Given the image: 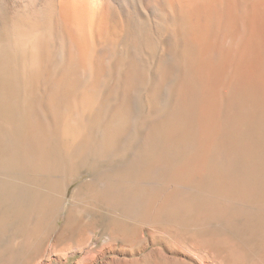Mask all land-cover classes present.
<instances>
[{
  "label": "bare ground",
  "instance_id": "bare-ground-1",
  "mask_svg": "<svg viewBox=\"0 0 264 264\" xmlns=\"http://www.w3.org/2000/svg\"><path fill=\"white\" fill-rule=\"evenodd\" d=\"M244 1L264 23V0H0V194L17 195L18 172L129 156L107 198L149 211L155 183L171 179L161 209L253 228L252 208L264 207V25L254 66L229 71L220 120L200 114L212 53L226 43L215 40ZM35 196L31 211L44 206Z\"/></svg>",
  "mask_w": 264,
  "mask_h": 264
},
{
  "label": "rangeland",
  "instance_id": "rangeland-1",
  "mask_svg": "<svg viewBox=\"0 0 264 264\" xmlns=\"http://www.w3.org/2000/svg\"><path fill=\"white\" fill-rule=\"evenodd\" d=\"M245 2L240 4L236 19L231 20L229 31L220 33L215 40L216 47L222 40L226 43L221 49H217L220 52L212 53L213 59L210 57L209 76L203 90L200 114L203 117L206 115L204 118L210 121L214 118L220 120L216 116L221 118L220 115L225 108L223 99L227 96V88L232 83L230 75L233 76L236 68L238 72L240 66H242L241 70L245 67L251 69L254 66L252 56L255 52L253 49L255 40L252 38L256 37L257 32L254 31L261 28L260 25L264 23L252 19L253 15L255 17L252 8L256 1ZM261 8L264 10V5ZM232 16L233 14L228 17ZM252 21L256 22L255 25L258 23L260 27L251 25ZM244 23L250 24V28ZM240 29H244V32ZM249 35H251L250 41L247 39ZM238 39L241 42L244 40V43L241 45ZM236 40L239 46L236 45L238 44ZM250 42L251 46H249ZM246 47L249 49H245L247 52H244L246 54L244 57L245 54L243 53V56L241 53ZM234 51H238L240 55L235 53L236 58L232 59ZM225 58H228V61L227 59L223 61ZM219 59H222L221 62ZM242 60L246 62L243 63ZM237 61H240V64ZM233 62L234 64H231ZM221 64L225 65V70L224 67L221 69ZM231 68L235 69L230 74L229 71L233 70ZM135 103V110L139 108L137 112L146 110L142 98L136 99ZM74 160L66 171L61 170V173L58 171L57 175L55 173L51 177L33 171L30 173L29 170V172H18V175L13 177L17 189L15 198L7 201L6 195L0 194V207L6 204L2 207L6 212L2 211L5 218L2 219L0 214L2 219L0 220V264H264V207L252 208V210L255 208L252 213H255L256 221H260L255 222L253 228L249 229L242 226L240 218L231 224L222 221L196 220L192 216L188 218L183 212L177 214L167 208H160L177 185L171 179H166L168 184L165 181V183L159 181L160 183L157 182L156 185L148 182L149 186L153 184L157 189L154 196H150L152 193L150 190L146 191V195L151 197L147 199H150L154 207L149 211L145 207L138 209L134 205L133 207L131 204L129 206L128 203L119 202L116 198L113 200L107 198L116 193L114 191L116 184L123 183L122 178L120 181L119 176L114 172L127 166L125 164L128 163L129 156L110 160L92 157L87 162ZM29 173H33L30 178ZM23 174L27 177L23 178ZM25 187L28 190H24ZM133 191L136 192V188H133ZM33 193L44 206L47 205L44 209V206H41V209L31 211ZM68 218L72 220L70 224L66 223Z\"/></svg>",
  "mask_w": 264,
  "mask_h": 264
}]
</instances>
